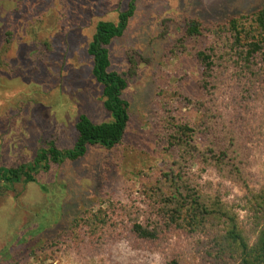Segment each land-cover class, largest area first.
<instances>
[{"label":"rangeland","instance_id":"1","mask_svg":"<svg viewBox=\"0 0 264 264\" xmlns=\"http://www.w3.org/2000/svg\"><path fill=\"white\" fill-rule=\"evenodd\" d=\"M128 2L0 0V167L28 165L51 144L71 148L81 115L94 123L109 120L86 48L96 22H116ZM261 5L264 0H136L123 34L107 46L110 69L128 75L122 96L132 121L123 141L112 151L92 146L77 161L50 163L34 174L35 182L6 184L0 194V264H163L164 246L134 242L124 223L160 200L161 174L175 160V152L163 142L167 128L173 119L185 121L192 104L203 103L221 115L225 131L234 136L226 124L228 92L209 98L198 90L194 53L212 34L201 31L182 41V25L187 18H198L202 28H209L229 14ZM235 140L240 148L252 145ZM196 141L204 143L207 136ZM210 178L216 177L202 172L200 182ZM109 200L121 217L102 237L97 234L75 249L61 243L11 258L19 239L30 231L45 227L37 237L43 242L57 227L72 228L84 213L100 206L104 210ZM177 234L173 229L165 238L174 243ZM181 240L191 256L195 241Z\"/></svg>","mask_w":264,"mask_h":264},{"label":"trees","instance_id":"2","mask_svg":"<svg viewBox=\"0 0 264 264\" xmlns=\"http://www.w3.org/2000/svg\"><path fill=\"white\" fill-rule=\"evenodd\" d=\"M135 1L129 0L126 10L118 12L116 22L97 21L86 48L90 74L101 87L100 100L109 120L94 123L81 115L74 124L71 148L60 150L51 144L36 152L28 165L0 167V194L6 184L35 182L34 174L50 163L77 161L92 146L112 151L123 141L132 121L122 96L128 75L110 69L107 46L123 34ZM208 26L202 28L198 18L185 19L181 40L198 37L201 31L212 34V40L194 53L200 69L198 90L209 98L228 92L226 124L234 136L225 131L221 115L216 116L211 105L192 104L185 121L173 119L163 142L175 152L174 167L161 174L160 200L124 226L136 243L162 244L163 264H264V5ZM202 135L207 141L198 143ZM235 139L252 145L240 148ZM202 172L216 178L201 183ZM113 206L109 200L104 210L100 206L84 213L72 228L57 227L43 242L37 237L45 227L30 231L27 238L19 239L11 258L45 252L61 243L75 249L97 234L102 237L121 217ZM173 229L178 240L171 243L165 237ZM184 237L195 241L191 256L186 254Z\"/></svg>","mask_w":264,"mask_h":264}]
</instances>
